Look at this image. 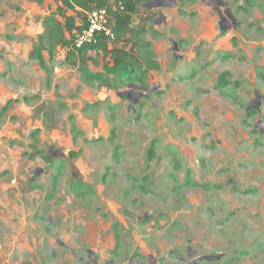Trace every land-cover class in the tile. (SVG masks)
Returning <instances> with one entry per match:
<instances>
[{"label": "rangeland", "instance_id": "1", "mask_svg": "<svg viewBox=\"0 0 264 264\" xmlns=\"http://www.w3.org/2000/svg\"><path fill=\"white\" fill-rule=\"evenodd\" d=\"M151 1L131 26L160 67L118 88L74 31L42 38L61 0H0V264H95L99 224L122 264H264V0Z\"/></svg>", "mask_w": 264, "mask_h": 264}, {"label": "trees", "instance_id": "2", "mask_svg": "<svg viewBox=\"0 0 264 264\" xmlns=\"http://www.w3.org/2000/svg\"><path fill=\"white\" fill-rule=\"evenodd\" d=\"M144 2L145 0H129L126 3L124 12L117 14L110 11L114 18V22L111 23H113L116 34V38L112 40L113 43L115 42L112 48L109 47L110 40L103 36L97 43L86 44L70 53V56L74 55V53L81 56L84 63L85 59L88 58L89 51L103 52L104 56H110V63L104 66V70L107 73L106 76L103 74L92 75L87 70V66L83 68L82 71L88 77V81L95 77L99 82L111 85L112 82L107 76L112 74L119 80L114 85L119 88L123 84L129 85L135 80H144L151 70L159 69V62L155 59L151 47L152 44L144 39L146 30L142 28L135 29L131 26L133 15L136 13L138 6L143 5ZM105 5V0H61L57 11L45 20L46 31L42 38H47L50 43L54 41L60 42L65 37L64 33L66 30L68 32L74 31L76 36L87 25L86 12ZM76 9H80L84 13L82 14L83 23L81 25L76 22V16L69 14L70 11ZM56 15H61L65 18L66 24L64 28L57 20ZM130 42L132 44L128 46L127 43L130 44ZM121 43H124V45H120ZM53 53L54 46L50 50L51 56L54 55Z\"/></svg>", "mask_w": 264, "mask_h": 264}, {"label": "flooded vegetation", "instance_id": "3", "mask_svg": "<svg viewBox=\"0 0 264 264\" xmlns=\"http://www.w3.org/2000/svg\"><path fill=\"white\" fill-rule=\"evenodd\" d=\"M153 1L154 0H152L151 2H153ZM156 1H160V0H156ZM205 1H208L209 4L214 5L215 3H217L218 0H205ZM221 1H223V0H221ZM221 1H220V3H221ZM227 7L228 6H226V9H227ZM220 10L223 11V8L220 7L217 10L219 16H220ZM225 15H226V18L220 19L221 20V29H223V26L228 27V25L230 23L229 19H232L231 16H228V14L226 13V10H225ZM94 228H95L96 232L97 231L100 232L99 235L101 236L100 240L97 241V233L94 232L92 235L93 236V240H92L93 242L89 241V244L91 245V249L89 248L88 252L89 253L91 252L95 256V258H94L95 264H99V263H101V264H122V262H120V260H115V262H114V260H109V258H107V255H108L107 252H109V254H114V253L120 254L121 253V250H120L121 246L118 243V237L113 236L112 235L113 231L112 230L110 231L111 228L110 227L109 228L104 227V224H99L97 226V228L96 227H94ZM88 238H89V236H88ZM93 251H95L96 254H94ZM190 251H191V249H190ZM143 255L148 256L147 257V260H148L147 263H145L144 261H139L135 257H131L127 260V264H160V261H159L160 257H155L151 253L143 254ZM188 255L192 256L194 254H188ZM205 255L212 256L211 260L204 258V259L199 260V261L197 260L193 264H212V261H215V262L220 261L224 257V254H222L220 257V254H213V253L200 254L198 257L201 258ZM99 256H101L103 258L102 261L100 260ZM137 256H138V254H137ZM186 257L187 256H180L178 259L179 264H187V262H185V260L187 259ZM205 259H207V260H205ZM165 264H169V263L166 262Z\"/></svg>", "mask_w": 264, "mask_h": 264}, {"label": "built area", "instance_id": "4", "mask_svg": "<svg viewBox=\"0 0 264 264\" xmlns=\"http://www.w3.org/2000/svg\"><path fill=\"white\" fill-rule=\"evenodd\" d=\"M129 0H105L106 5L101 8H94L86 12V27L75 36V45L81 48L86 44L97 43L103 36L110 41L116 38L113 23L114 18L110 11L120 14L125 11L126 3Z\"/></svg>", "mask_w": 264, "mask_h": 264}, {"label": "water", "instance_id": "5", "mask_svg": "<svg viewBox=\"0 0 264 264\" xmlns=\"http://www.w3.org/2000/svg\"><path fill=\"white\" fill-rule=\"evenodd\" d=\"M228 5V3H224V5L223 6H227ZM226 13L228 14V16H231V18H232V20H233V22H234V25L236 26V19L233 17V15H232V12L230 11V9L229 8H227L226 9ZM220 18L221 19H224V18H226V15L223 13V11L222 10H220ZM129 85H131V83L129 84ZM258 99V98H257ZM250 107H252V106H249V108ZM248 108V109H249ZM41 172V170H38V172H36V174H39ZM221 255L222 254H220V257H221ZM207 257V256H206ZM205 257H203L202 259H204ZM207 258H209V257H207ZM201 259V260H202Z\"/></svg>", "mask_w": 264, "mask_h": 264}, {"label": "crops", "instance_id": "6", "mask_svg": "<svg viewBox=\"0 0 264 264\" xmlns=\"http://www.w3.org/2000/svg\"><path fill=\"white\" fill-rule=\"evenodd\" d=\"M204 2H205V0H203ZM205 4L206 5H211V4H209V3H206L205 2ZM229 4V3H228ZM160 5H157L156 7H159ZM230 9V8H229ZM230 11H231V9H230ZM232 12V11H231ZM134 16V15H133ZM168 22V18L164 15V13L163 12H161L160 14H159V18L158 19H155V21H154V25H156V26H159V25H161L163 22ZM172 22V21H171ZM215 24V23H214ZM221 29V28H220ZM222 30V29H221ZM109 47H110V45H109ZM111 47H112V45H111ZM110 47V48H111Z\"/></svg>", "mask_w": 264, "mask_h": 264}]
</instances>
